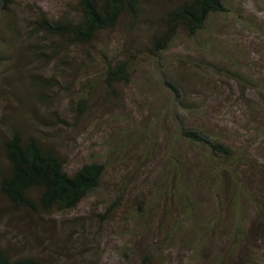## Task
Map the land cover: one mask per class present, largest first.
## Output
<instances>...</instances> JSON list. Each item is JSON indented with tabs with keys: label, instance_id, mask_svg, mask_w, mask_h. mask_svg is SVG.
Masks as SVG:
<instances>
[{
	"label": "rangeland",
	"instance_id": "1",
	"mask_svg": "<svg viewBox=\"0 0 264 264\" xmlns=\"http://www.w3.org/2000/svg\"><path fill=\"white\" fill-rule=\"evenodd\" d=\"M147 4L155 15L170 7L165 0ZM224 6L195 37L178 34L164 53L139 58L131 82L118 85L113 96L99 85L88 90L82 76L94 81L102 53L125 58L127 48L143 50L145 29L123 19L87 47L54 56L50 49L31 53L25 45L17 48L20 41L38 47L47 39L34 34L35 21L72 18L75 1L0 0V48L11 56L0 67V140L11 126L34 135L57 151L69 173L86 163L105 164L98 187L71 211L37 218L16 212L0 194V246L43 264H140L146 245L154 253L151 264H264V0H225ZM31 76L53 78L56 85L43 89L38 100ZM171 79L180 86L177 94L168 86ZM88 92L86 107L77 106ZM180 121L240 156L231 168L243 191L238 205L225 174L218 197L210 189L202 149L176 138ZM171 147L174 156L182 151L187 177L198 173L187 186L197 207L176 238L159 244L160 251L152 248L163 237L154 224L167 202L157 199L152 183ZM147 205V217L140 219L139 208ZM215 216L220 229L196 226ZM235 219L242 222L237 239Z\"/></svg>",
	"mask_w": 264,
	"mask_h": 264
},
{
	"label": "trees",
	"instance_id": "2",
	"mask_svg": "<svg viewBox=\"0 0 264 264\" xmlns=\"http://www.w3.org/2000/svg\"><path fill=\"white\" fill-rule=\"evenodd\" d=\"M74 1L76 16L72 18L61 16L57 19L40 17L35 21L34 34L46 36L47 39L59 40L58 43L45 44L47 40L45 39L39 43L42 44L41 46L30 47L31 45L29 46L26 41L23 43L20 41L17 50L24 45L31 53L50 49L54 56L57 51L63 53L76 47H87L100 33L116 28L123 19H126L129 27L147 31L148 38L144 49L127 48L125 58L108 57L102 53L97 63L98 73L92 72L95 76L94 81L90 80L85 73L82 76V85L88 90H93L99 85L107 95L113 96L118 95V85L131 82L132 76L136 73L139 58H153L164 53L178 34H183L186 38L195 37L212 15L226 11L225 0H165L170 7L158 15L153 14L149 9L147 0ZM153 2L155 3L156 0ZM10 58L11 56L3 53L0 48V67ZM62 62L66 63L64 60ZM93 62L94 60H89L91 66H94ZM84 66L88 69L87 64ZM29 80L37 89L34 97L38 100L42 97L43 89L56 85L53 78L31 76ZM171 80L172 84L168 86L177 94L180 86L176 80ZM240 81L251 85L245 76H240ZM90 94L88 92L85 96L79 97L77 106L86 107L84 102L88 100ZM17 99L18 103L23 105V98L18 97ZM29 115L36 125L40 124L36 109L32 108ZM6 130L7 137L0 140L2 153L0 194L16 212L40 218L41 215L50 216L55 212L71 211L98 187L105 172L104 163H86L76 171L69 173L60 155L49 143L39 140L34 135H25L16 127L11 126ZM175 130L179 141L202 149V155L208 163V175L206 176L210 179V189L215 191L217 197L224 188L222 174H225L226 179L231 178L233 201L238 205L243 191L235 177L237 173L232 174L231 168L234 164L241 162L239 161L240 156L219 139L210 137L199 129L186 126L181 121L177 123ZM174 150L171 147V151L166 152L163 169L152 183L156 189L157 199L163 197L167 202V209H160L161 216L154 224L156 232L162 233L163 237L152 248L160 251L162 248L159 244L176 238L184 228L182 220L190 217L197 207L189 195L187 186L188 182L196 179L198 173L192 172L187 177V166L181 159L180 151L177 150V156H174ZM148 207L147 205L139 208L140 219H146ZM176 207L177 212L181 214L174 213L172 209ZM157 212L158 210L155 211V216ZM197 218L196 214L194 220ZM216 219H218L217 216L214 219H204L196 226L203 225L204 229H211L214 226L216 230L220 229ZM233 224H235L234 237L237 239L242 234V222L240 219H235ZM143 249L140 264H151L154 253L147 245ZM0 264L43 263L31 256L14 257L7 248L0 246Z\"/></svg>",
	"mask_w": 264,
	"mask_h": 264
}]
</instances>
